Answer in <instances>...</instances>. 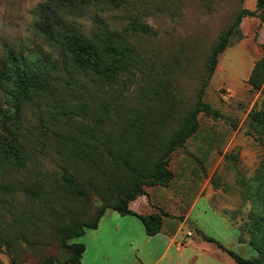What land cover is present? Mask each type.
<instances>
[{
  "label": "rangeland",
  "instance_id": "rangeland-1",
  "mask_svg": "<svg viewBox=\"0 0 264 264\" xmlns=\"http://www.w3.org/2000/svg\"><path fill=\"white\" fill-rule=\"evenodd\" d=\"M256 3L125 0L68 16L85 31L101 19L132 44L138 55L135 62L116 80H107L76 67L40 33L41 10L53 8L52 0H0V65L9 46L29 56L37 77L52 68L49 84L43 83L45 89L20 109L0 83V232L8 242L0 249V264H44L49 256L58 262L68 259L58 230L74 219L92 220L119 196L124 170L112 164L106 150L118 159L122 145L161 150L195 108L207 59L219 36L243 8L254 10ZM136 21L148 30H133ZM263 54L264 10L243 18L219 54L205 89V101L222 116L199 114L200 134L214 130L223 140V147L214 149L202 186L212 191L218 210H208L205 216L208 223L225 224V236L218 235L227 236L226 242H231L227 234L238 230L239 241L245 242H236L233 249L245 258L258 255L248 227L259 210L258 199L264 213V131L249 116L260 94L248 82ZM199 140L200 136L190 138L178 147L169 167L176 170L182 156L196 154ZM15 145L25 150L24 164L12 158ZM64 170L86 181L88 201L66 184ZM145 190L149 196L151 187ZM163 210L180 213L179 201ZM186 226L194 227L191 220ZM194 233L198 235L195 228Z\"/></svg>",
  "mask_w": 264,
  "mask_h": 264
},
{
  "label": "trees",
  "instance_id": "trees-1",
  "mask_svg": "<svg viewBox=\"0 0 264 264\" xmlns=\"http://www.w3.org/2000/svg\"><path fill=\"white\" fill-rule=\"evenodd\" d=\"M125 0H52L53 8L45 7L41 10V19L38 30L51 41L58 50L71 59V62L78 68L89 71L107 80H116L121 72L128 69L137 59L135 49L128 42L127 37L122 35L118 29L109 28L105 21L96 19V26L85 31L77 26L76 22L68 20V16L83 15L89 9H103L112 5H120ZM264 10V0H257L256 8L250 10L243 8L231 26L222 32L216 45L211 49L207 59V72L198 92V99L195 108L183 122L181 129L172 133L164 147L152 151H141L137 146L126 147L122 145L119 159L108 148L106 151L110 161L123 171V181L117 186L119 196L113 203L104 204L92 220L74 219L69 224L58 230L63 247L69 250V257L64 262H58L56 258L49 256L44 264H81L86 245L82 242H75V239L82 237L87 229H96L101 218L108 209H114L122 215L135 214L144 223L148 235H155L159 232L173 235L177 232L180 222L184 220V214L192 206L200 193L202 186L208 177L210 166L213 165L214 149L223 147V140L220 133L207 131L200 134L202 124L199 114L221 117L219 110L213 108L205 101V89L213 76L217 65L219 54L228 46L231 36L235 33L245 16H254ZM133 30H148L140 21L132 26ZM127 32V29H124ZM0 65V83L6 94L12 99L14 107L20 109L23 103L31 98L37 91L45 89L49 84L51 74L50 68L44 71L43 75L37 77L32 68V61L29 56L19 55L11 47L6 48V61ZM253 90L260 94L259 100L252 112L249 114L252 124L260 131H264V54L253 66L248 78ZM149 134V133H148ZM200 136L196 145L195 153L188 152L178 162V168L173 170L169 167L173 152L184 145L188 139ZM12 148V158L17 164H24L27 155L22 146L15 145ZM117 163V164H116ZM63 179L73 189L77 196L83 200H89L87 185L81 180V175L70 174L64 170ZM145 186L151 187L149 197L155 202L168 204L179 199L181 214L178 216L164 211H153L147 214H138L130 208V202L141 195H148ZM247 197V196H245ZM262 201L258 199L256 207L259 210L254 212L249 224V231L252 235L251 246L258 252L255 258H245L238 252L227 248L237 264H264V213L261 206ZM249 222V221H248ZM247 222V223H248ZM240 232L243 230L239 228ZM210 241H220L206 237ZM241 242H245L240 240ZM8 246V242L0 232V249Z\"/></svg>",
  "mask_w": 264,
  "mask_h": 264
},
{
  "label": "crops",
  "instance_id": "crops-1",
  "mask_svg": "<svg viewBox=\"0 0 264 264\" xmlns=\"http://www.w3.org/2000/svg\"><path fill=\"white\" fill-rule=\"evenodd\" d=\"M151 191L152 188L149 194ZM213 196L205 185L173 235L163 232L148 235L143 221L137 215H122L114 209H108L98 228L87 229L82 236L81 242L86 245V250L81 264H233L235 260L226 249L234 250L236 242L239 245L244 243L239 241L237 229L232 231V236L227 234L231 242H226L224 238L227 236L221 237L228 231L225 224L221 221L218 225L208 223L210 218L205 216L208 210H218L214 207ZM177 200L178 197L163 205L148 195H141L130 202V208L138 214L159 212L160 208L167 210ZM172 214L178 216L181 210L180 213ZM213 219L218 220L216 215ZM190 220L194 227L186 226ZM194 228L198 232L197 236ZM189 231L192 235L188 234ZM206 237L220 241L224 248Z\"/></svg>",
  "mask_w": 264,
  "mask_h": 264
},
{
  "label": "built area",
  "instance_id": "built-area-1",
  "mask_svg": "<svg viewBox=\"0 0 264 264\" xmlns=\"http://www.w3.org/2000/svg\"><path fill=\"white\" fill-rule=\"evenodd\" d=\"M189 235H192V232L191 231H189V233H188Z\"/></svg>",
  "mask_w": 264,
  "mask_h": 264
}]
</instances>
